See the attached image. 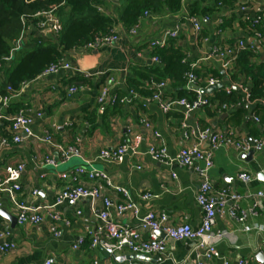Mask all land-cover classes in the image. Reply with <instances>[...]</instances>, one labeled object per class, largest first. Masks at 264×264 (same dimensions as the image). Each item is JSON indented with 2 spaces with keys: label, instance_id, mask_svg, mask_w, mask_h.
Returning a JSON list of instances; mask_svg holds the SVG:
<instances>
[{
  "label": "crops",
  "instance_id": "0c3cea01",
  "mask_svg": "<svg viewBox=\"0 0 264 264\" xmlns=\"http://www.w3.org/2000/svg\"><path fill=\"white\" fill-rule=\"evenodd\" d=\"M105 1L106 5L98 6L97 11L117 18L123 0ZM190 2L182 0L180 11L173 14L163 10L158 13L144 12L134 36L128 34L127 28L116 23L112 28L118 38L115 43L69 51L64 60L70 64L71 70L39 75L24 83V86L21 85L20 90L12 95L10 101L18 109L12 115L4 110L7 119L0 121V141L11 140L9 118L19 111L32 119L33 134V137L20 144L9 141L7 146L0 145V179L5 175L6 167L18 164L24 166L20 178L21 189L14 195L15 200L27 205L51 206L57 192L65 184L59 179L60 175L84 165L85 160L90 162L92 168L105 172L113 186L124 189L137 204V216L130 213L114 216V220L119 223L137 228L139 219L151 211L155 214L164 213L169 226L188 224L192 229L198 227L202 217L195 202L199 179L192 169L180 167L175 156L183 146H190L194 142L193 138L184 141V134L189 135L195 129H232L238 138L261 137L264 98L249 100L239 116H234L233 111H218L220 103L216 91L235 89L241 94L240 87H251V80L242 74H237L235 80L231 79L235 71H230L241 53L224 69L219 60L209 56V50L215 45L226 46L243 40L249 46L243 51L251 53L249 62L252 68L264 70V40L257 42L248 32L243 19L245 15L260 16L261 30L264 32V0H247L244 12L237 11L236 6L232 10L221 7L207 18L196 17L202 24L200 34L195 33L188 22ZM175 29L178 30L177 38L169 40L164 47L167 59L173 53L180 54L187 67L186 72L189 65L195 64L193 72L199 79L200 87H205L209 78H215L216 72L222 77L218 80L223 87L205 94L210 105L189 114H185L184 109L178 106L166 113L161 111L157 102L150 100L151 92L144 86L146 80L160 75L152 74L153 69L166 66V62L156 63L152 60L154 51L149 48V41L163 38L166 31ZM42 37L43 32L34 27H29L26 33L27 40ZM83 74H88L89 78L81 83L76 78ZM107 78L112 79L109 92L117 99V103L112 106L96 102L99 88ZM155 80L167 83L163 99H178L179 91L188 93L183 76L177 82L168 75ZM2 82L3 77L0 75ZM77 85L81 89L69 94L68 89ZM130 90L134 91V95H130ZM123 98L130 101L121 102ZM253 117H258L260 124L255 123ZM142 118L149 122L151 129L144 128L140 122ZM45 131L50 132L52 143L43 139ZM154 132L159 136L155 137ZM76 138L80 139L82 159L73 158L56 167L44 164L45 158H58L55 146L72 145ZM135 139L139 141L136 154L128 152L122 163L113 164L98 158L101 150L115 149L124 143L132 144ZM151 145L163 146L169 161L158 163L151 160L147 154V148ZM203 148L207 149L208 144H204ZM242 156L232 148H221L213 154V168L209 177L214 188H227L240 195L236 216L246 213V218L238 222L227 212L217 216L213 232L226 236L216 244L218 258L202 260L204 264H238L239 261L264 264V198H255L258 192L264 194V183L258 182V174L264 173V156L260 152L253 153L250 161ZM240 174L250 176V181L242 182L238 178ZM33 190L37 191V195H32ZM145 194H149L150 198L142 199ZM105 195L113 203L123 200L122 195L112 189H106ZM254 204L255 214L252 215L250 211ZM99 207V203L92 207L88 200H81L77 204L79 215L76 214L77 209L65 205L56 208L55 212L61 218L56 224L58 236L51 231L53 221L48 209L40 211L42 222L38 225L20 226L16 222L11 227V222L0 214V245L10 243L15 246L13 250L0 253V264H43L48 259H52L53 264H132L123 260L132 255L127 249L107 256L102 252V244L91 247L88 232L96 229ZM230 207L229 204L227 208ZM0 210L16 219L17 209L11 196H1ZM245 227L249 231H245ZM150 236V231L141 233L143 240ZM79 238H84V242L74 249ZM100 242L106 243V240L101 237ZM193 246L192 241L166 239L165 255L154 264H195Z\"/></svg>",
  "mask_w": 264,
  "mask_h": 264
},
{
  "label": "built area",
  "instance_id": "2783aa9c",
  "mask_svg": "<svg viewBox=\"0 0 264 264\" xmlns=\"http://www.w3.org/2000/svg\"><path fill=\"white\" fill-rule=\"evenodd\" d=\"M62 3H60L59 6H61ZM246 3L247 0H237V11L244 12L246 10ZM56 9L57 8L37 11L33 14L31 21L28 22L24 19L20 20V34L12 41L10 54L0 62V70L4 65L8 66L11 64L13 61V54L20 50L27 41L26 33L29 27H34L40 32H43V36L49 35L52 39L57 37L61 30V22L60 18L56 15ZM243 19L250 22L251 34L255 40L257 42L263 41L264 32L261 30V17L258 15L252 17L245 15ZM188 22L191 24L195 33H201L202 24L196 17L189 16ZM138 25L139 20L128 29V34L131 36L136 35ZM177 36V29L166 31L163 38L150 40L148 43L149 48H164L167 46L169 40L176 39ZM117 39L115 33L111 32L110 36L99 40L95 44L87 45L84 48L92 49L99 45H110L115 43ZM246 48V43L243 40H238L231 45L212 46L209 50V56L219 60L222 68L227 69L237 58L240 51ZM152 60L156 63H160L157 57H154ZM182 62L184 63V60ZM194 68L195 64L189 65V70L183 75L185 90L194 96L192 101H188L185 98L163 99V92L167 83L165 81L155 82L153 79L146 83L147 89L151 92L150 100L157 102L161 111L165 113L170 111L174 106L183 108L185 114L209 106L210 102L207 96L202 92L204 89L216 86L220 81L216 78H209L205 87H200L198 84L199 79L193 72ZM60 70H71V66L62 59L58 64L49 66L40 76L55 74ZM82 76L89 78L88 74H83ZM111 82L112 79L107 78L105 83L99 88L96 97L97 104L112 106L117 103L116 97L109 92ZM22 86H24V84H22ZM80 89V85L72 86L68 89V92L72 94ZM6 91L9 97L0 96V121L7 119L4 115L5 107L9 104L12 95L16 93L10 87H7ZM229 91L230 90H226L225 92L229 93ZM240 91L241 98L231 104L219 105L218 111H233L243 107L245 104H249V89L246 86H242L240 87ZM129 93L130 95H134L133 90H130ZM129 101L128 98H123L121 100V102L126 103ZM38 117H40V115H38ZM253 120L255 123L260 124V119L258 117H253ZM9 122L11 140L2 139L0 141L1 146H7L9 141L13 144H20L24 140L33 137L31 130L32 119L27 115L25 116L22 111L11 116ZM140 122L144 128L151 129V125L145 118H142ZM260 133L261 137L254 139L238 138L232 129L224 131H211L208 128L195 129L191 131L189 135L187 133L184 134V141L193 138L194 142L190 146H183L175 156V161L182 168L192 169L199 179L195 202L201 210L202 217L200 224L195 229H192L188 224L169 226L167 225V216L164 213L155 214L151 211L145 213L139 219L137 228H131L114 220V216L120 217L125 213L137 216L139 208L137 204L129 198L128 193L124 189L113 186L110 177L105 172L92 168L90 162L85 160H83L84 165L75 168L68 174L60 175L59 179L65 184L57 192L54 202L49 207L27 205L22 201L15 200L14 195L21 189L20 178L24 169L22 164L5 168V175L0 179V198L2 195L11 196L17 209L16 222L20 226L26 224H40L42 222L40 211L42 209H48L51 220L53 221L51 231L55 236L59 234L56 224L61 220L59 214L55 212L56 208L65 205L66 207L77 209V204L81 200H88L92 207L99 203L100 207L96 212V229L88 232L91 247L100 246L102 244L101 248L107 256H113L116 252L127 249L132 254L158 256V261H160L165 255L166 239L174 241H192L194 242L193 251L196 256L195 264H204L202 260L218 258L216 244L226 236L223 233L213 232L217 216L227 212L238 222H243L246 218V213H241L239 217L236 216L237 203L241 200L240 195L227 188H214L209 177V172L213 168V154L221 148H232L241 155H245L252 151L253 153H263L264 156V126L260 125ZM154 136L158 137L159 135L157 132H154ZM43 139L48 143H52L49 131L44 132ZM206 143L208 144V148L204 149L203 145ZM79 144L80 139L76 138L72 145L55 146L59 154L58 158H45L44 164L56 167L58 164L65 163L73 158L82 159ZM138 145L139 141L135 139L132 144L124 143L115 149H103L98 153V158L113 164H120L123 162L128 152H131L132 155L136 154ZM147 154L151 160L158 163H166L169 161L167 150L163 146L151 145L147 148ZM238 178L244 183H248L251 179L250 176L246 174H240ZM106 189H112L116 193L121 194L123 200L119 203H113L111 199L105 195ZM32 195H37V191L33 190ZM149 198V194L142 196V199ZM255 198H264V194L258 192ZM229 204L231 207L227 208ZM255 207L256 204L253 205V210L250 211L252 215L255 214L253 212ZM76 214H80L78 209L76 210ZM244 230L249 231V228L245 227ZM144 231L151 232V236L147 240L141 238V233ZM158 231L164 234L163 239L156 235ZM101 237L106 240V243L100 242ZM83 242L84 238H79L74 245V249L82 245ZM14 248V244L4 243L0 245V253H5ZM43 264H53V260H45ZM223 264L227 263L225 262ZM238 264H247V262L239 261Z\"/></svg>",
  "mask_w": 264,
  "mask_h": 264
},
{
  "label": "trees",
  "instance_id": "16d2710c",
  "mask_svg": "<svg viewBox=\"0 0 264 264\" xmlns=\"http://www.w3.org/2000/svg\"><path fill=\"white\" fill-rule=\"evenodd\" d=\"M60 3H62L61 6H59ZM103 5H106L105 0H0V62L10 54L11 43L20 34L21 19L28 22L37 11L57 8L56 15L61 22V30L55 39L50 36L28 39L20 50L13 54L11 64L3 66L0 70V75L3 77V82L0 83V96L9 97L7 87L15 92L19 91L22 84L34 80L49 66L58 64L69 51L95 44L110 36L116 23L129 29L146 11L158 13L163 10L170 14L177 13L182 7V0H123V6L117 18L98 12L96 8ZM235 6H237V0H191L188 14L193 17L207 18L208 15L218 12L221 7L232 10ZM245 23V27L251 33L250 22ZM164 49L158 48L153 51L154 57L166 62V66L164 65L162 69L156 67L151 73L160 74L156 77L157 80L168 75L172 79L175 78L176 82L180 81L187 69L182 62L183 58L180 54L173 53L167 59ZM240 53L234 63L235 67L233 66L230 71L231 73L235 71L231 79L235 80L237 74L248 77L251 80L249 100L263 99L264 70L252 68L253 65L249 62L251 53L245 51ZM214 76L216 79H222L220 73L216 72ZM87 79L83 76L76 78L81 83ZM155 82L159 81L155 80ZM222 91H216L218 92L216 98L219 99L220 105L231 104L241 98L238 90L231 89L229 93ZM187 94L185 91H179L178 99L185 98L192 101L193 94L189 93L191 96ZM17 109L18 107L11 101L5 107L6 113L10 115L15 114ZM243 111V107L233 110L234 116H239Z\"/></svg>",
  "mask_w": 264,
  "mask_h": 264
},
{
  "label": "water",
  "instance_id": "95a60500",
  "mask_svg": "<svg viewBox=\"0 0 264 264\" xmlns=\"http://www.w3.org/2000/svg\"><path fill=\"white\" fill-rule=\"evenodd\" d=\"M114 2H116V1H114ZM222 87H223L222 84H218L216 86H212V87L207 88L202 93L203 94H209V93H212L214 90H216L218 88H222ZM252 154H253V152L250 151L249 153L243 155L242 158L250 161ZM258 182L264 183V173L258 174ZM0 214L3 215L5 218H7L11 222V227H14V225L16 223V219L14 217L6 215L5 213L1 212V210H0ZM156 235L159 238H162V239L164 238V234L160 231L156 232ZM123 260H127V261L131 262L132 264H138V262L147 263V264H154L156 261H158V256H154V257L150 258L148 255H144V254H132L130 256L125 257Z\"/></svg>",
  "mask_w": 264,
  "mask_h": 264
},
{
  "label": "rangeland",
  "instance_id": "374dc122",
  "mask_svg": "<svg viewBox=\"0 0 264 264\" xmlns=\"http://www.w3.org/2000/svg\"><path fill=\"white\" fill-rule=\"evenodd\" d=\"M198 17H200V16H198ZM152 78H150V79H148V80H146L145 82H144V86H145V88L147 89V86H146V83L148 82V81H150Z\"/></svg>",
  "mask_w": 264,
  "mask_h": 264
}]
</instances>
